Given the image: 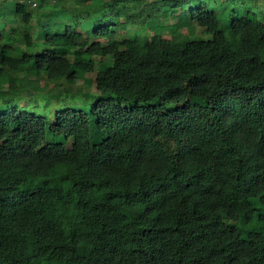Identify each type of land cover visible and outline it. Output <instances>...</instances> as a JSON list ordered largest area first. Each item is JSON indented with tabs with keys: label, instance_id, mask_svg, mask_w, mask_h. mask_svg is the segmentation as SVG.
I'll use <instances>...</instances> for the list:
<instances>
[{
	"label": "trees",
	"instance_id": "trees-1",
	"mask_svg": "<svg viewBox=\"0 0 264 264\" xmlns=\"http://www.w3.org/2000/svg\"><path fill=\"white\" fill-rule=\"evenodd\" d=\"M68 1L0 14V264H264V0Z\"/></svg>",
	"mask_w": 264,
	"mask_h": 264
},
{
	"label": "rangeland",
	"instance_id": "rangeland-1",
	"mask_svg": "<svg viewBox=\"0 0 264 264\" xmlns=\"http://www.w3.org/2000/svg\"><path fill=\"white\" fill-rule=\"evenodd\" d=\"M15 0H0V14L4 15V16H9L10 14H12V11L10 9V5H12L14 3ZM75 0H69L68 2H73ZM131 1H136V0H131ZM51 0H42L43 4H47L50 3ZM85 2H105V0H85ZM64 11H60V13L63 14ZM59 14V11H52L51 13H48V16H53V15H57ZM50 32L49 30H46L44 33ZM51 33V32H50ZM65 33V28L61 29L57 32L52 33L53 38L56 40V42L60 45H63L62 47L64 48V50H66V47H70L72 46V42H71V38L66 37L67 39L61 38V34ZM155 36V41L159 42L161 36L160 31L157 28L154 29L153 33ZM129 35H132L131 32H126V33H119V35H117L115 38L113 37L111 40L113 41H118V42H123V38L128 37ZM162 37H169V35L165 32L163 33ZM4 38L6 39L7 42H10V40L8 39L7 36H4ZM87 40L89 41H95L98 42L100 44H106L107 40L106 38H89L87 37ZM130 50H137L139 49V47L137 46V44H131L130 46ZM61 49V46L60 48ZM79 58V57H78ZM80 58L84 61H86L89 64V67L87 68L86 72L78 78H75L72 83L70 82H65V84L63 86H61V92H68L67 94L72 95V99L74 102L76 103H80V101L82 102V104H84L85 102H87V100L91 97H93V94H98L99 93V84L101 81V75L103 73V67L104 65H111V62H106L103 58L99 57L98 55L94 54V53H87V54H83L80 55ZM28 68L29 65L26 66H19L16 69L19 71H25L26 73H28ZM18 76L14 77L12 79V84H14L15 86H9L6 84L3 85V89L0 91V95H3L6 93V91L8 90V88L10 87L12 90H16V91H24L26 93H34V90H39L43 88V83L44 80H40L39 85L40 86H36L33 84H28L27 82L24 81V78L19 79L20 77L24 76V73H18ZM15 76V75H14ZM88 98V99H86ZM46 103V101H42V107L40 108H35L37 110H45L46 113L49 116V132H52V136H50V139L53 138H61L60 136V131L56 128L55 126V121H54V112H55V108L54 105L50 106H44ZM90 106L92 105V103L89 104ZM85 108H89V106L84 107ZM83 109V110H84ZM77 112H80V109L77 107L76 108ZM63 148L65 150V152L70 153V146L68 143H64Z\"/></svg>",
	"mask_w": 264,
	"mask_h": 264
}]
</instances>
